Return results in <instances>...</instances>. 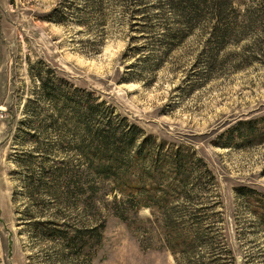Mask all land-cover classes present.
<instances>
[{
	"label": "rangeland",
	"instance_id": "obj_1",
	"mask_svg": "<svg viewBox=\"0 0 264 264\" xmlns=\"http://www.w3.org/2000/svg\"><path fill=\"white\" fill-rule=\"evenodd\" d=\"M231 1L168 50L164 0H0V264H177L159 237L148 244L115 215L127 196L95 176L73 110L47 101L36 75L69 102L90 94L164 151L179 145L202 158L230 264H264V224L252 213L264 215V143L220 146L237 122L264 115V0ZM236 187L258 195L241 198ZM133 203L128 219L155 221L151 208L133 214ZM94 221L105 223L103 241L77 259L45 236L44 223L69 238Z\"/></svg>",
	"mask_w": 264,
	"mask_h": 264
},
{
	"label": "trees",
	"instance_id": "obj_2",
	"mask_svg": "<svg viewBox=\"0 0 264 264\" xmlns=\"http://www.w3.org/2000/svg\"><path fill=\"white\" fill-rule=\"evenodd\" d=\"M163 6L174 24L165 28L161 37L168 50L192 33L202 18L213 20L233 10L231 0H164ZM155 8L157 10L161 5L157 4ZM52 21L59 23L61 19L53 18ZM212 30L211 35L215 36L216 24ZM216 36L223 41L229 34L220 31ZM36 76L47 101H62L73 110L72 124L82 134V137L79 134L80 144L95 176L113 179L120 193L127 196L129 208L115 206L114 211L132 233H142L140 236L145 237L148 244L159 237V242L174 255L177 264H230L232 253L223 228L212 221L219 204L216 182L202 158L179 145L169 144L164 151L163 144L156 145L151 135L143 137L138 126L128 125L104 104H95L89 98L90 94L76 96L72 103L65 100L58 86L45 83L41 75ZM229 135L226 143L220 146L241 149L263 144L264 115L237 122ZM128 174L134 176L133 182L124 181ZM89 190L92 194L95 191L92 185ZM234 191L241 198L258 195L257 191L246 187H236ZM135 201L138 207L133 214L140 208H151L154 222L136 216L133 219L126 217ZM252 213L264 224L261 211ZM44 225L45 236L56 245L59 244L57 241H65L71 253L76 255L75 259L82 257L83 247L86 249L90 242L91 246L101 245L105 230L104 222L94 221L90 226L76 228L68 238L55 228L48 230L47 223ZM144 244L139 241L142 249Z\"/></svg>",
	"mask_w": 264,
	"mask_h": 264
}]
</instances>
